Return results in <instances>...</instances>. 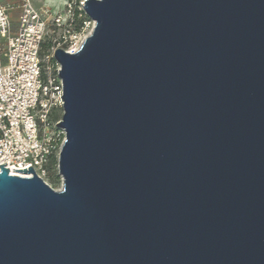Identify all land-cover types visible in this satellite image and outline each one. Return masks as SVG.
Segmentation results:
<instances>
[{
  "label": "water",
  "instance_id": "obj_1",
  "mask_svg": "<svg viewBox=\"0 0 264 264\" xmlns=\"http://www.w3.org/2000/svg\"><path fill=\"white\" fill-rule=\"evenodd\" d=\"M84 2L61 187L0 164V264H264V0Z\"/></svg>",
  "mask_w": 264,
  "mask_h": 264
},
{
  "label": "built area",
  "instance_id": "obj_2",
  "mask_svg": "<svg viewBox=\"0 0 264 264\" xmlns=\"http://www.w3.org/2000/svg\"><path fill=\"white\" fill-rule=\"evenodd\" d=\"M84 1L63 0L62 9L35 6L32 0L0 3V164L9 174L32 176L23 172L31 165L49 183V158H58L66 137L56 124L64 100L54 53L57 48L76 52L92 32L95 21L85 12ZM13 10L18 12L15 28Z\"/></svg>",
  "mask_w": 264,
  "mask_h": 264
},
{
  "label": "trees",
  "instance_id": "obj_3",
  "mask_svg": "<svg viewBox=\"0 0 264 264\" xmlns=\"http://www.w3.org/2000/svg\"><path fill=\"white\" fill-rule=\"evenodd\" d=\"M57 163L58 158L56 154H52L49 158L47 168H48V178L50 179L51 186L56 187L59 184L60 176L57 174Z\"/></svg>",
  "mask_w": 264,
  "mask_h": 264
},
{
  "label": "rangeland",
  "instance_id": "obj_4",
  "mask_svg": "<svg viewBox=\"0 0 264 264\" xmlns=\"http://www.w3.org/2000/svg\"><path fill=\"white\" fill-rule=\"evenodd\" d=\"M33 4H36L37 6L39 5H45V4H49L51 5L54 9H62L63 7V0H32ZM56 113V111H55ZM60 114V113H59ZM56 170H57V174L60 176V181L59 184L56 185V189H59L61 187V175L58 172V166H56ZM48 181L50 183V179L48 178ZM51 184V183H50ZM52 185V184H51Z\"/></svg>",
  "mask_w": 264,
  "mask_h": 264
},
{
  "label": "crops",
  "instance_id": "obj_5",
  "mask_svg": "<svg viewBox=\"0 0 264 264\" xmlns=\"http://www.w3.org/2000/svg\"><path fill=\"white\" fill-rule=\"evenodd\" d=\"M13 1H16V0H0V3H7V2H13ZM34 5L37 6L36 4ZM17 15H18L17 10L11 11V20H12V24L14 28L17 26Z\"/></svg>",
  "mask_w": 264,
  "mask_h": 264
}]
</instances>
